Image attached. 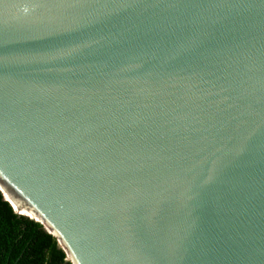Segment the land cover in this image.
<instances>
[{
	"label": "water",
	"instance_id": "1",
	"mask_svg": "<svg viewBox=\"0 0 264 264\" xmlns=\"http://www.w3.org/2000/svg\"><path fill=\"white\" fill-rule=\"evenodd\" d=\"M0 193L70 264H264V0H0Z\"/></svg>",
	"mask_w": 264,
	"mask_h": 264
},
{
	"label": "trees",
	"instance_id": "2",
	"mask_svg": "<svg viewBox=\"0 0 264 264\" xmlns=\"http://www.w3.org/2000/svg\"><path fill=\"white\" fill-rule=\"evenodd\" d=\"M65 259L56 239L16 214L0 193V264H70Z\"/></svg>",
	"mask_w": 264,
	"mask_h": 264
},
{
	"label": "bare ground",
	"instance_id": "3",
	"mask_svg": "<svg viewBox=\"0 0 264 264\" xmlns=\"http://www.w3.org/2000/svg\"><path fill=\"white\" fill-rule=\"evenodd\" d=\"M6 198H8V196H6ZM11 203L16 209V205L14 204V202L11 201ZM16 210L19 211L20 209H16ZM22 212H23L24 215L32 217V213H30L29 211L23 209Z\"/></svg>",
	"mask_w": 264,
	"mask_h": 264
}]
</instances>
